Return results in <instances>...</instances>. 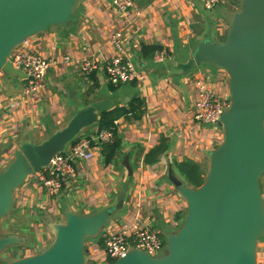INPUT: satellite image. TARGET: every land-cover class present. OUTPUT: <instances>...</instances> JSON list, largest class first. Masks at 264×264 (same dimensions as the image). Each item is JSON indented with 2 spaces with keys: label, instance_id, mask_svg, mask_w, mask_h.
Instances as JSON below:
<instances>
[{
  "label": "crops",
  "instance_id": "1",
  "mask_svg": "<svg viewBox=\"0 0 264 264\" xmlns=\"http://www.w3.org/2000/svg\"><path fill=\"white\" fill-rule=\"evenodd\" d=\"M133 1L135 9L123 13L112 0H79L75 22L65 27L52 26L28 38L32 49L57 60L46 73V91L27 96L23 94L24 79L9 73H3L0 79L2 161L13 159L22 143H34V130L39 137L48 138L94 101H107L104 109L138 107L133 111L137 117L129 112L115 121L121 144L110 163L104 162L102 143H92L93 157L78 161L76 177L63 185L57 196L46 195L33 181L26 180L15 189L16 207L33 216L32 220L28 217L29 223L22 219V225L15 221L13 225L19 224L16 227L20 232L4 234L18 236L21 239L18 246L36 248V242L45 247L53 240L51 225L63 222L66 211L89 215L114 205L121 193L122 208L114 213L103 231H116L139 217L144 225L156 228L164 242L169 232L178 230L174 227L187 210L186 202L167 178L168 171L172 169L186 184L187 168L190 171L189 166L196 165L203 177L204 162H208V167L210 151L223 139L219 126L200 125L203 123L195 122L193 115L196 82L206 81L227 96V73L210 63H201L188 71L181 70L180 65L201 41L226 39L241 0H221L213 10L206 9L198 0ZM117 30L122 31L132 62L144 74L142 81L115 86L107 82L104 71L84 75L77 65L62 62V56L70 55L89 57L102 64L114 54L110 35ZM147 47L156 48L152 57L144 54ZM163 49L166 55L161 60L155 59L157 51ZM95 131L92 125L80 135L91 138ZM125 156L131 175L123 165ZM259 187L264 201V174L259 178ZM25 213L20 216L26 217ZM35 215L38 221L34 220ZM21 217L17 220L21 221ZM26 224L33 239L23 231ZM95 239L87 240L92 244L87 250L104 262L103 248ZM261 245L264 246V233L258 240L257 252ZM41 251L36 248L34 252Z\"/></svg>",
  "mask_w": 264,
  "mask_h": 264
},
{
  "label": "water",
  "instance_id": "2",
  "mask_svg": "<svg viewBox=\"0 0 264 264\" xmlns=\"http://www.w3.org/2000/svg\"><path fill=\"white\" fill-rule=\"evenodd\" d=\"M79 0H0V71L24 79L9 60L12 50L52 26L76 21ZM213 64L229 78V106L216 125L223 139L209 153L204 181L189 186L172 169L167 178L187 205L177 231L169 232L163 249L152 257L131 248L104 264H257V244L264 233V201L259 178L264 174V0H241L222 42L201 41L180 69ZM108 102L94 101L40 143L24 142L0 171V222L13 204V192L33 173L50 167L51 158L65 152L87 127L95 125ZM123 165L131 175L125 156ZM117 202L89 215L66 211L51 225L52 242L43 251L0 264H86L85 243L101 235ZM16 235L0 236L4 248L16 245Z\"/></svg>",
  "mask_w": 264,
  "mask_h": 264
},
{
  "label": "built area",
  "instance_id": "3",
  "mask_svg": "<svg viewBox=\"0 0 264 264\" xmlns=\"http://www.w3.org/2000/svg\"><path fill=\"white\" fill-rule=\"evenodd\" d=\"M208 9H215L221 0H198ZM112 3L123 13L135 9L133 0H112ZM110 44L114 54L99 64L89 57L62 56V62L77 65L84 75L101 70L111 85H120L142 81L143 72L134 65L123 43L122 31H114L110 35ZM166 50L157 51L155 59L161 60ZM9 60L14 68L25 74L24 95L34 96L44 91V78L50 67L57 63L54 57H47L32 49L28 39L16 46ZM14 105V104H12ZM229 106V95L221 94L206 81L199 80L195 85V112L193 118L203 124H215L223 110ZM116 124V122H115ZM113 135L108 130L95 132L93 137H81L75 144L69 145L65 152L54 155L50 167L37 172L36 177L41 188L48 196H57L63 185L77 175V163L93 157L92 143H111ZM104 262H112L126 255L131 248L145 251L155 257L164 247V242L156 230L144 225L139 217L124 223L118 230L104 232Z\"/></svg>",
  "mask_w": 264,
  "mask_h": 264
},
{
  "label": "rangeland",
  "instance_id": "4",
  "mask_svg": "<svg viewBox=\"0 0 264 264\" xmlns=\"http://www.w3.org/2000/svg\"><path fill=\"white\" fill-rule=\"evenodd\" d=\"M40 54V53H39ZM42 55V54H41ZM1 78H3V72H1L0 71V79ZM46 76H45V78H44V82H45V91L47 90V88H48V84L46 83ZM47 86V87H46ZM67 121H65L63 124H65ZM196 122V121H195ZM62 124V125H63ZM200 125H204V124H200ZM34 131H36V134L34 133V135L32 136V140H33V142L34 143H39V142H41L42 140H44L45 138H47V136L45 137V138H42V137H39L38 135H37V130H34ZM42 138V139H41ZM4 161H2V156H1V154H0V171L4 168V167H6V165H8L9 164V162L12 160V158H10V159H8V158H5V159H3ZM207 165H208V162L207 161H205L204 162V165H203V172H204V174H203V178H205V176H206V174H207V171H208V167H207ZM35 182L38 186H40V183L38 182V180H37V177H36V173H33L31 176H29L28 178H27V183H31V182ZM204 181V180H203ZM46 194V193H45ZM17 204L15 203V202H13V204H12V207H11V209L9 210V212L2 218V221L0 222V236H2V235H4V234H8V233H12V232H14V231H19L20 232V230L18 229V227H16V226H18L19 224H21L22 223V219H24V221L25 222H27V223H29V220L31 219H33V216L31 215V216H28L27 215V213H25V211H21L20 212V209H18L17 207ZM20 213H25V215H27L26 217H24V216H20ZM184 213H185V211H184ZM31 214V213H30ZM184 215L185 214H183V215H181V217H180V219H179V221L177 222V225H176V227H174V229L176 230V229H178L179 228V225L181 224V222H182V220H183V217H184ZM21 217V221L18 219L17 220V218H20ZM36 217L34 218V220L35 221H38L39 220V218H38V216L37 215H35ZM28 217H30V219L28 218ZM15 221H17V223L19 222V224H16V226L15 225H13V224H15ZM22 224H24V223H22ZM21 224V225H22ZM24 226V228H23V231L25 232V234L27 233L28 235V238H31V239H33L31 236H32V232L30 231V229H29V224H26V225H23ZM153 229H155L156 230V228H153ZM49 243H50V241H48L47 242V244L45 245V247L46 246H48L49 245ZM35 245H38L36 248L38 249V251H41V250H43L45 247H41V245H39L38 243H36L35 242ZM85 245L87 246V249L89 250V248L91 249V247H92V244H91V242L90 241H87L86 243H85ZM26 246V244L25 245H23V246H18V245H11V246H8V247H6V248H4L3 250H2V252H1V258H0V261L2 262V263H7V262H10V261H13V260H16V259H19V258H21V257H24V256H27V255H33V253H35L34 251H35V249L36 248H27V247H25ZM30 246V245H29ZM31 246H33V245H31ZM89 254V255H88ZM88 254H87V256L85 257V261H86V264H101V263H105V262H101L98 258V256L97 257H95L94 258V260L92 261V259H93V256H95L94 254H91L89 251H88ZM92 255V256H91ZM257 263L258 264H264V246H260V248H259V252H257Z\"/></svg>",
  "mask_w": 264,
  "mask_h": 264
},
{
  "label": "trees",
  "instance_id": "5",
  "mask_svg": "<svg viewBox=\"0 0 264 264\" xmlns=\"http://www.w3.org/2000/svg\"><path fill=\"white\" fill-rule=\"evenodd\" d=\"M156 51V48L154 47H147L144 48V54L149 57V56H153L154 52ZM93 73H91L90 75H92ZM138 109V107L136 108ZM135 107H132L128 110L125 107H115L113 109H104L101 111V113L99 114V119L97 121V123L95 124V132H99L102 130H108L112 133L113 135V140L111 143H102L101 144V148H102V154L104 155V162L110 163L112 161V158L114 157V155L116 154L117 150L120 148V140L117 137V133H116V124L115 121L123 115H127L129 112H135L136 111ZM133 114L135 115V117H137L138 115L136 113ZM139 112H141L140 108H139ZM82 137V135L78 136L76 139H74L70 145L75 144L77 142V140H79ZM191 169L189 171H187V178H186V185L189 186H193V187H197L199 186L204 178L202 176L199 175V171L196 168L197 166L195 165H190L189 166ZM42 171V170H41ZM103 232L101 233V235H99V237H97L95 239L96 243L98 244V246H100L101 248L104 247V238L102 236Z\"/></svg>",
  "mask_w": 264,
  "mask_h": 264
}]
</instances>
